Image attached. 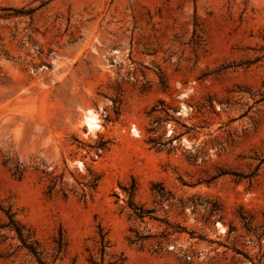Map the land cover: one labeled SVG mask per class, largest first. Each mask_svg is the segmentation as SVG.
<instances>
[{"label": "rangeland", "instance_id": "1", "mask_svg": "<svg viewBox=\"0 0 264 264\" xmlns=\"http://www.w3.org/2000/svg\"><path fill=\"white\" fill-rule=\"evenodd\" d=\"M16 227L44 264H264V0H0V264H41Z\"/></svg>", "mask_w": 264, "mask_h": 264}, {"label": "bare ground", "instance_id": "2", "mask_svg": "<svg viewBox=\"0 0 264 264\" xmlns=\"http://www.w3.org/2000/svg\"><path fill=\"white\" fill-rule=\"evenodd\" d=\"M85 126L90 134H96L102 129L101 120L98 114L94 113L93 111H88L84 118ZM133 133L139 136V132L134 129Z\"/></svg>", "mask_w": 264, "mask_h": 264}, {"label": "trees", "instance_id": "3", "mask_svg": "<svg viewBox=\"0 0 264 264\" xmlns=\"http://www.w3.org/2000/svg\"><path fill=\"white\" fill-rule=\"evenodd\" d=\"M99 229H100V246H101V252H102V254H103V256H104V254H105V249L107 248V244H108V242L105 240L106 235H103V234H102V229H101V228H99ZM16 231H17V233H18L20 239L22 240V242L25 244L26 239H24V236H23L22 230H21L20 228L16 227ZM25 246H26V244H25ZM26 247H27L28 249H30V252H31L34 256H36V257L39 259V254H38V252H37V249H35V248L32 247V246H26ZM39 261H40L41 264H44L40 259H39Z\"/></svg>", "mask_w": 264, "mask_h": 264}]
</instances>
